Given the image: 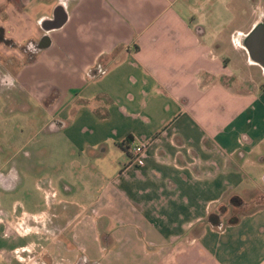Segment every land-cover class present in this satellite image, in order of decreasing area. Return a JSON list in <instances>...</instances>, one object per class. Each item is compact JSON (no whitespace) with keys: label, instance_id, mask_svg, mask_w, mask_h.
Wrapping results in <instances>:
<instances>
[{"label":"crops","instance_id":"obj_1","mask_svg":"<svg viewBox=\"0 0 264 264\" xmlns=\"http://www.w3.org/2000/svg\"><path fill=\"white\" fill-rule=\"evenodd\" d=\"M261 20L264 0H0L15 44L0 42L2 114H43L48 166L67 189L79 173L85 202L69 223L0 215L1 238L37 231L34 256L60 264L50 242L71 224L70 264H264V204L249 203L264 186V69L242 44ZM136 138L148 146L128 165ZM29 247L0 248V264H30Z\"/></svg>","mask_w":264,"mask_h":264},{"label":"rangeland","instance_id":"obj_2","mask_svg":"<svg viewBox=\"0 0 264 264\" xmlns=\"http://www.w3.org/2000/svg\"><path fill=\"white\" fill-rule=\"evenodd\" d=\"M1 51L2 49L0 50V54ZM254 68L258 70L259 67L254 66ZM0 70H2L1 65ZM258 76L257 72H253L250 77L252 79L248 78L247 80L248 83H255L253 78L257 79ZM237 79H233L234 84H237ZM262 80L264 79L262 78ZM244 83L247 82L244 81ZM31 102L33 104L36 103L34 99H32ZM4 104L7 105L4 95L0 94V120H4L0 122V138L2 137V139L6 141L5 145L10 149L11 153L18 155L13 159L10 157L11 159L8 158V161H6L4 154L0 152L2 155H0V177L3 176L2 179L0 178V215L2 218H6V220L19 216L24 219V226H26L28 223L36 222L38 220V215L42 212L46 213L47 211L48 214L50 212L57 214V216H59V221L69 223L72 217L81 211V203H85L83 202V193H81L80 190L82 183L80 178H77L80 176L79 173L72 171L69 173L71 176L75 177L74 186L72 188L67 189L61 185L59 181H57L58 178L56 177L55 170L50 169L48 166L49 157L47 158V154L49 144L46 145L43 143H47L49 138L53 135L44 134L42 129H40L42 123H39V118L43 116V114L17 113L4 116L2 114L3 107L5 106ZM136 141H139L138 138H136ZM40 146L42 147L41 150L39 149ZM24 147H27V150H24L26 149ZM34 147L38 149L37 152L34 150ZM27 151L30 152V155L26 154ZM125 161L124 154L116 150L113 145H110L105 163L115 168L117 172V167H123ZM260 166L261 170L259 172L261 173L263 171L264 174V161L261 162ZM13 168L17 174L7 176L9 178L8 180L4 175ZM64 169L67 172L69 171L68 168L64 167ZM109 177H111L110 174L107 178ZM257 181L261 185L260 188H263V190H258V192H260L259 194H264V186L261 177L257 178ZM7 185H10L9 188ZM54 189H58L59 192L53 197L51 191H54ZM257 194L256 192L251 197L256 198ZM259 194L258 197L260 196V200L256 202V206L262 203L264 204V197ZM6 214H9L10 217H6ZM73 221L74 220H72V222ZM55 222L56 221L53 220L49 223V225L51 224V229L57 227ZM64 223H62V225H64ZM70 225L71 224H69L63 232H58L56 235L54 234L57 240H54L53 243L50 242L52 250H55V248L59 246H63L66 250L59 252L60 257L65 259V261L60 264L72 263L71 257L74 255L73 252H80V250H78L79 244H77L73 238V233L70 235L72 231ZM1 229L3 228L0 225V231ZM43 238H45V235H39L37 231L27 233L23 236L18 235L14 241H10L8 238L2 239L0 236V248H4L6 251L24 242L30 245V247L26 249V253H29L30 256H22V260H31V262L29 261L30 264H55L54 259L46 254L43 256L39 255L38 257L34 256L39 248L47 243V238ZM107 238H109V236ZM71 247L73 248L72 250H67L71 249ZM83 258V256H79L78 260L76 258V260H74L76 262L73 264H98L90 260L87 262L85 258Z\"/></svg>","mask_w":264,"mask_h":264},{"label":"water","instance_id":"obj_3","mask_svg":"<svg viewBox=\"0 0 264 264\" xmlns=\"http://www.w3.org/2000/svg\"><path fill=\"white\" fill-rule=\"evenodd\" d=\"M242 44L246 48L251 61L259 64L264 69V20L255 24L250 32L242 38Z\"/></svg>","mask_w":264,"mask_h":264},{"label":"built area","instance_id":"obj_4","mask_svg":"<svg viewBox=\"0 0 264 264\" xmlns=\"http://www.w3.org/2000/svg\"><path fill=\"white\" fill-rule=\"evenodd\" d=\"M148 143L145 140H133L130 144V161L128 165H136L141 163V158L144 156Z\"/></svg>","mask_w":264,"mask_h":264},{"label":"trees","instance_id":"obj_5","mask_svg":"<svg viewBox=\"0 0 264 264\" xmlns=\"http://www.w3.org/2000/svg\"><path fill=\"white\" fill-rule=\"evenodd\" d=\"M0 42H3V43H5V44H7V45H10V46H14L15 44H14V42L12 41V40H10V39H6L4 36H3V34H2V31H0ZM22 50H24V51H26L27 52V50H28V45L26 44V45H24L23 47H22ZM31 54V53H30ZM32 55V54H31ZM32 57L33 56H29V57H27L26 56V61H31L32 60ZM264 180V179H263ZM260 192H258V194H259ZM258 194H257V196H256V198H254V200H252V201H250L249 203L250 204H253V205H256V201L258 202L259 200H260V196L258 197ZM259 195H262V197H264V194H259ZM236 199V198H235ZM234 199V200H235ZM237 200L239 201V202H241V199H239V198H237Z\"/></svg>","mask_w":264,"mask_h":264},{"label":"flooded vegetation","instance_id":"obj_6","mask_svg":"<svg viewBox=\"0 0 264 264\" xmlns=\"http://www.w3.org/2000/svg\"><path fill=\"white\" fill-rule=\"evenodd\" d=\"M3 177V176H2ZM2 177H0L1 179H2ZM4 179H5V177H4ZM4 181V180H3ZM47 221V220H46ZM45 224V223H44ZM44 224L43 225H41L42 227H44ZM47 224V223H46ZM48 225V224H47ZM47 225H45V226H47Z\"/></svg>","mask_w":264,"mask_h":264}]
</instances>
